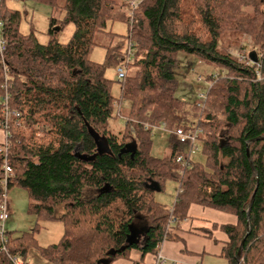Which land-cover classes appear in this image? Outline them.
<instances>
[{"label":"trees","instance_id":"1","mask_svg":"<svg viewBox=\"0 0 264 264\" xmlns=\"http://www.w3.org/2000/svg\"><path fill=\"white\" fill-rule=\"evenodd\" d=\"M5 1L0 129L11 169L7 191L26 190L27 212L61 222L63 232L47 247L37 246L33 230L6 235L0 264H13L9 255L25 262L33 246L52 264H112L131 249L155 254L170 235V217L183 219L191 204L236 216L235 224L220 227L228 238L227 264H264V0H137L133 9L127 0H40L62 13L49 17L45 43L20 31V12ZM185 4L192 10L187 17ZM114 19L127 25L126 44L105 45L104 63L95 62L89 56L95 37L113 43ZM68 23L73 32L61 42L56 34ZM241 35L249 36L250 47L235 54L226 43ZM250 50L256 62L246 58ZM180 52L220 69L208 75L204 97L175 96ZM124 64L115 98L105 68ZM4 96L18 113L7 124ZM122 101L129 111L124 131L115 134L107 121ZM160 123L171 131L199 126L204 162L193 159L181 171L180 149L171 141L170 155H151L153 126ZM2 164L0 153V180ZM168 180L177 183L170 207L149 188L155 183L162 191ZM132 231L137 241L127 243Z\"/></svg>","mask_w":264,"mask_h":264},{"label":"rangeland","instance_id":"2","mask_svg":"<svg viewBox=\"0 0 264 264\" xmlns=\"http://www.w3.org/2000/svg\"><path fill=\"white\" fill-rule=\"evenodd\" d=\"M6 5L12 9H16L21 14V21L19 29L26 34L32 31L40 43H45L48 40L47 28L48 19L53 14L51 7L40 0H6ZM185 17L192 13L191 8L184 6ZM56 18L61 19L62 13L55 12L53 14ZM110 30L117 34L114 37L113 43L108 37L103 34H97L95 37L96 44L92 48L89 56L90 59L104 63L105 61V45H112L120 43L125 45L126 40L123 35L127 32V25L121 19H114L109 23ZM73 32V24H65L56 37L61 42H66ZM228 34L225 35L227 37ZM235 40V41H234ZM250 38L246 35L231 36V40L227 42L229 50L233 53H240V46L243 48L250 47ZM176 65L174 68L175 77L177 79V87L175 96L192 101L197 99L201 94H205L210 86L208 75H216L220 69L198 60L194 55L180 52L177 55ZM116 69L114 65H107L105 68V76L113 80L111 84V93L117 98L120 95V81L116 78ZM129 111V103L122 101L119 110H115L112 116L108 119V128L111 132L119 134L125 129V121ZM169 128V127H168ZM167 126L158 124L152 131V143L150 153L154 157L161 158L170 155L171 148L169 140L175 142L174 136ZM200 146L197 153L193 156L194 160L204 162V156L200 151ZM177 189V183L168 180L164 183L162 191H156L155 200L171 206ZM9 197V219L5 222L6 235L18 236L24 231L33 230L34 239L38 247H47L51 244L57 243L62 235V223L56 220H46L38 218L35 215L27 212L28 195L26 190L21 187H12L8 191ZM27 264H52L45 261L38 253L37 247H30L25 256Z\"/></svg>","mask_w":264,"mask_h":264},{"label":"crops","instance_id":"3","mask_svg":"<svg viewBox=\"0 0 264 264\" xmlns=\"http://www.w3.org/2000/svg\"><path fill=\"white\" fill-rule=\"evenodd\" d=\"M4 140L0 129V143ZM236 221L233 214L191 204L187 215L172 224L169 237L159 242L165 257L161 264H227L223 248L228 238L220 227ZM112 264H154V254L131 249L126 257L117 258Z\"/></svg>","mask_w":264,"mask_h":264},{"label":"built area","instance_id":"4","mask_svg":"<svg viewBox=\"0 0 264 264\" xmlns=\"http://www.w3.org/2000/svg\"><path fill=\"white\" fill-rule=\"evenodd\" d=\"M16 1V0H13ZM137 0H127L126 5L129 7V9H133L137 5ZM3 26V20L0 18V54L5 49V39L3 38L1 34V28ZM131 44H129L127 55L125 58V62L131 61ZM248 60L249 57H246ZM251 61V60H250ZM126 75V67L125 64L122 66H118L116 69V78L118 80H122ZM199 97H204V94H201ZM1 113L4 117V123L7 124V120L10 116H18V113L11 111L7 106V97H3V101L1 104ZM165 127L164 123H160ZM157 126V125H156ZM153 126V129L156 127ZM176 145L180 149V153H178L175 157V160L177 163L181 165V171H183L185 168L189 167L191 164V161L193 160V156L197 153L198 148L200 146V137L202 134V129L197 126L193 125L191 127H182L179 126L171 131ZM5 140L0 145V153L3 155V164H2V172L3 176L0 180V187H1V195H0V251H5V242L7 241L6 238V231H5V222L9 219V197H8V189H7V178L11 176V169L7 163V134H5ZM175 222V218L172 216L170 217L167 229L170 230V227ZM163 240V239H162ZM156 253L154 254V264H161L165 261V257L163 256L161 250H160V243L157 245ZM10 259L13 264H26L21 257H18L17 255L10 256Z\"/></svg>","mask_w":264,"mask_h":264},{"label":"water","instance_id":"5","mask_svg":"<svg viewBox=\"0 0 264 264\" xmlns=\"http://www.w3.org/2000/svg\"><path fill=\"white\" fill-rule=\"evenodd\" d=\"M248 57H249V59L252 61V62H256L257 61V53L255 52V50H250L249 52H248ZM131 149H133L132 147H131ZM251 164V163H250ZM252 166V165H251ZM253 168V167H252ZM149 188L151 189V190H157V191H159V187L155 184V183H151L150 185H149ZM252 200H253V195L251 196V199H250V204H249V208L247 209V212H246V218L248 219V213H249V209H250V206H251V204H252ZM248 232V231H247ZM137 239V236H136V233L134 232V231H132V234L127 238V243H129V242H131V241H137L136 240ZM241 246H242V242H241V244H240V248H241ZM240 248H239V250L237 251V253H236V255H235V258L237 259V260H239V257H240Z\"/></svg>","mask_w":264,"mask_h":264}]
</instances>
